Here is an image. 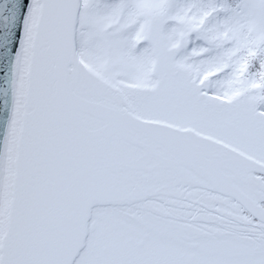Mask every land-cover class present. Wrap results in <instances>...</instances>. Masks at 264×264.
<instances>
[{
    "label": "snow or ice",
    "instance_id": "obj_1",
    "mask_svg": "<svg viewBox=\"0 0 264 264\" xmlns=\"http://www.w3.org/2000/svg\"><path fill=\"white\" fill-rule=\"evenodd\" d=\"M0 264H264V0H0Z\"/></svg>",
    "mask_w": 264,
    "mask_h": 264
}]
</instances>
